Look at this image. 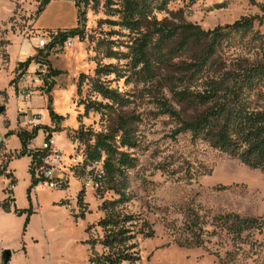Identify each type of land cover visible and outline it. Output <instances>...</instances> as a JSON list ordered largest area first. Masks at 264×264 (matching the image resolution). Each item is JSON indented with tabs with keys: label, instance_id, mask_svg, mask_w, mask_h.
I'll return each mask as SVG.
<instances>
[{
	"label": "rangeland",
	"instance_id": "obj_1",
	"mask_svg": "<svg viewBox=\"0 0 264 264\" xmlns=\"http://www.w3.org/2000/svg\"><path fill=\"white\" fill-rule=\"evenodd\" d=\"M111 1L114 9L123 3L89 0L80 11L76 0H51L43 9V0H0V264L6 250L9 264H106L122 252L136 260L120 264H264V172L191 129L209 108L194 105L208 83L264 64V0H170L133 35L106 23L119 20L110 16ZM238 22L250 30L234 29ZM63 30L74 32V46L65 40L51 49L47 60L58 75L49 79L50 69L37 71L49 49H37L35 39ZM140 38L149 62L142 79L134 73L144 64L134 70L127 56ZM97 83L124 100L104 99ZM25 91L31 96L22 103ZM250 100L264 107L254 93ZM46 131L83 162L78 177L89 167V149L101 153L91 162L106 174L101 190H83L81 178L64 190L34 186L23 142L39 144ZM100 134L134 138L132 150L115 142L131 162L122 165L117 155L111 173L106 152L94 148ZM235 216L249 229L233 232ZM109 218L120 227L102 226ZM120 230L131 232L128 239L107 247L105 238Z\"/></svg>",
	"mask_w": 264,
	"mask_h": 264
},
{
	"label": "trees",
	"instance_id": "obj_2",
	"mask_svg": "<svg viewBox=\"0 0 264 264\" xmlns=\"http://www.w3.org/2000/svg\"><path fill=\"white\" fill-rule=\"evenodd\" d=\"M50 1L51 0H43L41 9L47 6ZM88 1L89 0H78L76 5L79 10L81 8V4ZM168 1L170 0H122L123 3L118 9L111 8L116 5L111 1L109 3V8L112 13L110 16L119 14V20H107L106 23L129 30L133 35L134 32H137L144 24L145 20L149 17L152 18L151 16L155 10L163 11L166 8ZM247 23L248 22H238L233 27L239 31L244 28H246L245 30H250L251 26ZM72 33L74 32H68L52 44L45 56L46 60L42 62L48 65L51 77H56L58 72L52 68L51 63L47 60L50 56V51L56 44H62L65 40L72 36ZM75 33L77 35L78 31ZM209 34L211 33H208V35ZM215 34L217 35L215 36L216 39L224 37L219 28ZM162 37L169 38L170 34L163 32ZM139 41H141V38L136 39L135 44L129 46L130 51L127 56L132 58L131 68L134 70L141 64H144V70L134 73L142 79L143 75L148 73L149 62L146 60V55L142 50L147 42L139 45ZM157 46L158 45L155 44V48H153L155 51L158 49ZM158 58L162 60L164 58L163 54H160ZM34 59L35 58H29L26 62L20 63L19 68H23L24 70L27 69ZM108 67L110 69L111 66ZM99 71L100 69L97 70V72ZM263 81V63L258 66L244 69L242 72H228L223 76L221 81H211L206 87V93L204 95H196L195 100L193 99L196 102L194 105L197 107L202 108L209 106V108L205 113L198 115V117L195 118L194 125L191 127L193 135L197 138L201 137L211 147H214L231 158L239 160L242 164L252 169L261 170L262 172H264V107L259 105L253 106L252 100L250 99L254 93L257 101L262 99L264 100V92L258 90ZM96 89L103 95L104 99H108L113 102H118L122 99L124 100L125 98L119 91L110 89L100 83L96 84ZM51 90L52 86H50L49 92ZM186 97L189 98L187 95ZM90 107H95V105L89 106L88 108ZM54 117L55 118H53V120L55 121L59 119V116L57 115ZM39 130L40 128H36L34 130V138L37 137ZM25 133V131L21 133V138L25 137ZM124 136H122V140L120 139V143V141H116L115 135H97V143L94 148L100 147L102 151L106 152L108 155L106 165H108L111 173L115 172V163L113 160L117 155L120 156L122 165H127L131 162L130 155L126 152H120L118 148L115 147V142L131 150L137 147V142L134 138L131 136ZM24 141H26L25 138ZM23 145L27 147L26 142H23ZM92 151L93 148H90L88 151L89 155L87 162H94V157H96V159L101 157V153L91 155ZM119 169H122V166H120ZM233 218L236 221H239L241 227L242 225L245 226L250 223L247 220H240L238 216ZM226 219L229 221L232 217L226 216ZM101 224L104 227L111 226L114 229L120 227L118 220H114L113 218L103 220ZM130 233V231L125 230L116 232L111 231L110 236L105 238L104 243L108 244L107 247L115 245V243H120L122 240H127L128 236H130L128 234ZM134 259L135 258L128 253L122 252V254H116V257H107L106 264H120L124 261L133 262Z\"/></svg>",
	"mask_w": 264,
	"mask_h": 264
},
{
	"label": "built area",
	"instance_id": "obj_3",
	"mask_svg": "<svg viewBox=\"0 0 264 264\" xmlns=\"http://www.w3.org/2000/svg\"><path fill=\"white\" fill-rule=\"evenodd\" d=\"M78 0H76L77 2ZM67 31H55L52 33L43 32L39 37H36V48L40 51H47L52 44H54L61 36L67 34ZM66 45L71 48L74 46V39L69 37ZM57 44L55 45V47ZM48 65L40 63L38 72L40 74L47 73ZM49 69V68H48ZM47 78H52L49 75ZM36 83H41V79H35ZM44 80V79H43ZM52 86V82L50 83ZM49 86V88H50ZM48 88V93L49 92ZM31 94L23 92L21 96L22 103H25L30 98ZM43 117V115H42ZM45 118L43 117L44 121ZM37 139H34L31 144L27 145V154L32 157L31 173L33 176V182L35 187L44 185L51 190H64L68 187V184L72 178H81L85 181V188L83 190L99 191L102 189L103 184L106 182V174L98 163L88 162L89 167L83 171L80 177H78V167L81 166V160L76 154L67 155L65 150L59 147L58 136L54 132L46 131L43 133V138L39 144L34 143ZM92 165V166H90Z\"/></svg>",
	"mask_w": 264,
	"mask_h": 264
},
{
	"label": "flooded vegetation",
	"instance_id": "obj_4",
	"mask_svg": "<svg viewBox=\"0 0 264 264\" xmlns=\"http://www.w3.org/2000/svg\"><path fill=\"white\" fill-rule=\"evenodd\" d=\"M261 171V170H260ZM225 220H226V222H229L230 220H233V219H230L229 221L225 218ZM235 220V219H234ZM240 220H244L245 221V219H240ZM248 221V220H247ZM251 223V222H250ZM250 223H248L247 225H245V226H243L242 225V227H241V224L239 223V221H234L233 222V226H231L232 227V230H233V232H238L239 234L240 233H242V232H244L245 230H248L249 229V225H250Z\"/></svg>",
	"mask_w": 264,
	"mask_h": 264
},
{
	"label": "water",
	"instance_id": "obj_5",
	"mask_svg": "<svg viewBox=\"0 0 264 264\" xmlns=\"http://www.w3.org/2000/svg\"><path fill=\"white\" fill-rule=\"evenodd\" d=\"M4 110H5V107L3 106L0 107V112H3ZM11 257H12V252L10 250L4 251L3 256H2L3 264H9Z\"/></svg>",
	"mask_w": 264,
	"mask_h": 264
},
{
	"label": "crops",
	"instance_id": "obj_6",
	"mask_svg": "<svg viewBox=\"0 0 264 264\" xmlns=\"http://www.w3.org/2000/svg\"><path fill=\"white\" fill-rule=\"evenodd\" d=\"M3 256V255H2Z\"/></svg>",
	"mask_w": 264,
	"mask_h": 264
}]
</instances>
